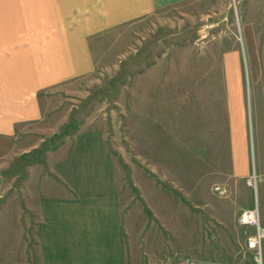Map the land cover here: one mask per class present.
<instances>
[{
	"label": "rangeland",
	"instance_id": "obj_1",
	"mask_svg": "<svg viewBox=\"0 0 264 264\" xmlns=\"http://www.w3.org/2000/svg\"><path fill=\"white\" fill-rule=\"evenodd\" d=\"M47 20L77 32L90 63L42 93L41 119L0 161V264L31 170L81 129L103 134L132 264H264L240 223L256 206L264 227V0H197L93 33L90 16Z\"/></svg>",
	"mask_w": 264,
	"mask_h": 264
},
{
	"label": "crops",
	"instance_id": "obj_2",
	"mask_svg": "<svg viewBox=\"0 0 264 264\" xmlns=\"http://www.w3.org/2000/svg\"><path fill=\"white\" fill-rule=\"evenodd\" d=\"M194 1L0 0V161L23 127L41 119L42 93L89 66L79 34L62 25L63 36L48 17L90 16L93 33ZM28 188L29 200L13 206L12 264H132L119 177L99 130L81 129L49 152Z\"/></svg>",
	"mask_w": 264,
	"mask_h": 264
},
{
	"label": "built area",
	"instance_id": "obj_3",
	"mask_svg": "<svg viewBox=\"0 0 264 264\" xmlns=\"http://www.w3.org/2000/svg\"><path fill=\"white\" fill-rule=\"evenodd\" d=\"M252 185V179L247 182ZM240 223L254 229V234L248 239V246L250 249L257 252L260 251L261 242L264 239V227L260 224V215L257 207L244 209L240 214ZM180 264H188L183 261Z\"/></svg>",
	"mask_w": 264,
	"mask_h": 264
}]
</instances>
